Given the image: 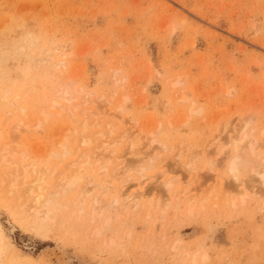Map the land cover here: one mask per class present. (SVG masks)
I'll use <instances>...</instances> for the list:
<instances>
[{"label":"rangeland","instance_id":"374dc122","mask_svg":"<svg viewBox=\"0 0 264 264\" xmlns=\"http://www.w3.org/2000/svg\"><path fill=\"white\" fill-rule=\"evenodd\" d=\"M27 36L69 45L68 71L63 74L41 65L30 69L33 65L28 62L34 55L25 60L22 57L28 51L18 49ZM114 69L119 70L116 75ZM0 71V107L8 94V100H20L24 109V113L10 111L14 116L6 119V111L0 108V123L6 120L1 128L8 131L15 119L25 118L21 122L32 128L24 140L29 159L36 157L38 165L49 169L60 159L53 152L62 128L84 116L79 109L71 116L54 114L35 128L41 119L37 114L49 113L45 95L50 101L64 84L83 88L94 101L91 107L102 111L107 102L112 100L115 109L125 98L123 107L113 110L117 120L133 121L138 147L143 144L152 151L143 160L144 172L136 166L139 174L133 169L124 176L132 180L126 190L137 193L140 181L155 189L134 210L129 204L122 207L123 198L122 206L98 204L96 216L101 215V221L95 216V227L102 232L93 234V226H77L72 223L74 216L69 217L72 210L77 211L72 204L75 190L54 196V212L39 227L30 221L33 213L11 209L10 198L0 188L4 244L0 264H264V190L251 172L264 171V0H0ZM176 79L180 84L172 87ZM182 90L191 99L176 105ZM189 105L198 113L186 124ZM247 118L254 153H244L235 173L238 187L230 189L226 185L234 181L226 169L236 155L230 138ZM153 130L156 143L161 144L149 146L140 138ZM68 143L74 152L64 163L85 150L79 148L77 134ZM49 148L52 152H47ZM186 161L194 172L189 176L181 165ZM110 163L107 168H114L116 162ZM102 174L96 178L107 182L108 175ZM164 180L172 182L168 196L156 190ZM183 188L185 199L180 193ZM117 189L101 191L106 203L118 196ZM159 194L162 206L155 209ZM189 196L194 199L190 204ZM202 197L207 199L199 204ZM47 208H40L41 219ZM84 211L88 213V207ZM160 213H164L162 219ZM193 252L197 262L190 263ZM201 252L206 253L203 263L199 262Z\"/></svg>","mask_w":264,"mask_h":264},{"label":"bare ground","instance_id":"6f19581e","mask_svg":"<svg viewBox=\"0 0 264 264\" xmlns=\"http://www.w3.org/2000/svg\"><path fill=\"white\" fill-rule=\"evenodd\" d=\"M19 48H20L22 53L24 50L28 51V54H25L22 57V58L25 57V60H26V58H30L29 57L30 54H33L35 56V57L33 56V58L31 57L30 61L28 62L29 66L33 65L30 69H33L34 67H36L38 65H41L42 68L59 69L60 71H63V72L68 71V65L66 63V59L68 56L72 55L69 52L70 51L69 45L60 44V43L54 42L53 40H50L48 43H45L42 40H40L39 38L27 36L21 40V43L18 46V49ZM118 72H119V70L114 69V72H112V73H114L116 75ZM63 74H65V72ZM116 83H118V82H116ZM29 84L31 85V82H29ZM179 84H180L179 79H176L171 83V86L174 87V86H177ZM13 86H14V84H13ZM5 90H4V92H5ZM19 91H21V90H19ZM7 92H9V91L7 90L6 93ZM20 93L22 94V92H20ZM224 93L229 94L228 91H226ZM18 95H19V93H18ZM18 95H16V96H18ZM12 96H15V95H12ZM7 97H8V94H5L4 97L1 99V107H0V108L4 109V111H6L5 112L6 113L5 114L6 119H7V117L11 118V116H14V115L10 116V113H11L10 111H12V110H16L17 113H24V109L19 104V102H21L20 100H18V102L16 103L15 99H9L8 100L9 97L8 98ZM51 98L52 99L49 101L47 95L44 96V102L43 103H44V105H46L47 108H49V113L45 114L44 112L40 111V113L37 114V117L39 115V117H41V119H39V118L37 119V117H36L37 126H35V128H39L41 125L44 124V122L50 120V118H52V115H54V114H57L56 116H60L62 114H66L68 112L69 114H67V115L71 116V114L73 115L74 112L79 109L78 113L79 114L81 113L82 116H84V117H82L83 120L80 119V120L76 121L75 123L71 122L68 124L69 126L67 125L65 127V129L62 128V130H63V131L61 130L62 135L55 142V146L57 147V149H55V152H53V155H54V157H56V159H57V157L60 158L56 163L57 166L55 165L56 167L53 166L51 169H49L48 165H45V164L44 165H41V164L38 165V163L36 161H34L36 159V157L34 160H30L29 159V153L24 147V140H25V136L27 134H29V132H30V130H32V128H30L29 125L21 122L25 118L24 119L22 118L23 120H21L19 122H17V119H15L16 120L15 124L11 125L8 128L9 129L8 131L6 129V131H7L6 132V131H4L5 129L3 130V128H1V127L5 126V123H3V122L6 121L4 116H3L2 118H4V121L2 120V124L0 123V188L4 192L3 194L7 195V196L5 195L6 198H8V200L10 198L11 205H12L11 209H14L15 211L17 210L18 213H21L22 211H24L25 215L33 213L31 216L32 219L30 221H32L33 223H35L39 227L40 226L44 227L47 219H48V221L50 219L48 216H51L49 213H51L53 211V208H54V196H55V198H57L56 196H58L59 193H66V192H69L71 190H75V192H76L75 201L72 204L74 207L76 206L77 211L74 212V210H72L70 212L69 217H71V215L74 216V220L73 221L70 220V221H72V223H76L77 226L84 225V226L89 227V228L93 226V228H91L92 233L98 234L100 232V234H101L102 228L100 231H98L97 230L98 228L95 227L96 226L95 224L97 221L96 217L99 216L98 214H97L98 216H96V210H98V207L96 209V206H98V204H99V206L100 205L103 206V204L105 203V207L107 206V208L114 206V205L122 206L121 201L123 198L124 200H123V206L122 207H124V206L126 207V206L130 205V207H131L130 209L134 210L139 205V202L142 199L150 197L153 194V192L155 191V189L153 188V185L149 186V185H146L145 182L140 181L138 183L139 191L137 193L129 194L128 193L129 191L127 192L126 188H128V186H129L128 184L132 180L129 177H127V178L124 177V176H126L127 173L130 174L129 172L132 171L133 169H134V174H135L138 171V170H135L136 166H138V169L139 168L141 169L139 171L144 172V170H143L144 167L142 166L143 160L150 157V154L152 151H150L148 148H147L148 150H146V148L144 149L145 145H143V144H142V147L141 146H140V148L138 147L137 140H134L136 137V136L134 137V133H135L134 131H136L134 128H135L136 124H134L133 121L125 120V121L119 122V120H117V116H119V115L117 114V116H116V114L113 112V110L121 109L123 107L122 102L125 101V98L121 97V98H123L124 101H122V99H121L120 100L121 104H118L119 106H117V108L115 107V109H113V107H112V104H111L112 100L110 101L108 99L107 101H110V102H107L108 105L106 104L107 105L106 108L102 111L99 106L93 107V108L91 107L94 104L93 103L94 101H92V100L90 101L89 94L88 93L86 94L83 88H80L79 90L75 89V88L73 89L68 84L61 85V87L57 90L56 95L54 94V97H51ZM190 99H191V96L189 98V93L186 94L182 90L180 96L177 98V100H175V104L178 105L179 103H182V102L185 103L188 100L190 101ZM75 101H77V102H75ZM192 104L193 103L190 102L191 106H192ZM89 105H90V107H88ZM190 105H189V108L187 109L188 110V113H187L188 115H186L187 118H186V120L183 121L186 124H187V122L191 121L189 119V117L193 116L194 112L198 113V111H194L195 109L193 110L192 109L193 106L191 107ZM198 110H200V108H198ZM14 113H15V111H14ZM79 114H78V117H80ZM106 115H107V118L105 119ZM16 118H18V117H16ZM28 118H30V117H28ZM71 118L72 117H70V119ZM54 119L55 118H53V120ZM71 121H73V118ZM183 122H181V123L184 124ZM241 122H242V126L236 131L234 136L230 138V144L232 146V150L236 154L235 156H233L228 161L227 169H226V170H228V171H226V172H228L227 174L230 173L228 177L229 178L232 177L231 179H233V181H234L233 184L228 183L226 185L230 189H232V188L236 189L238 187V184H236V183H238L239 181H238V178H236L235 173H237L238 163L241 160V158H243V155H245L244 153L246 151L250 155H253V153H254V147H253V145H254L253 141L254 140L247 135V133H251V132L247 131V127L250 124V119H248V118L242 119ZM182 124H180V125H182ZM186 124H184V126ZM133 129H134V131H132ZM69 131L72 132V134L70 133L71 136L68 134ZM142 132H143V129L140 128L139 133L141 134ZM154 133H156V131H154V132L148 131L145 135H142L144 137L141 136L142 139L140 137L139 138H140V140H144V142L147 141L149 146H152L153 143H156V138H155ZM76 134L78 135L79 148L83 147L86 151L85 150H84V152L82 151L81 152L82 155L81 156L78 155L77 159L70 161L69 163H64L63 160H65V157H67V156L69 157V155H72V153L74 152V151L73 152L71 151V149H73V148H71V146L69 145L68 142H69V139H73L76 136ZM69 136H70V138H69ZM215 139H217V138L215 137ZM71 142H70V144H71ZM211 143L213 144V142H211ZM211 143L208 144V146L212 145ZM95 144L97 145L96 147L94 146ZM156 144L158 145L161 143L158 142ZM139 145H141V144H139ZM183 145H185V144H183ZM214 145L215 144H213V146ZM162 146H157V148H160ZM226 146L221 147V150H223L224 148H227ZM91 147H93V149H91ZM50 148L47 152H52V150L50 151ZM75 148L77 149L78 147H75ZM75 148H74V150H75ZM164 148L165 147H163V149ZM77 150H76V152H77ZM185 150L187 152L186 148H185ZM87 151L92 152V153H90V155L92 154L90 156L91 159H89V155H87ZM183 154L184 153L182 152L181 155H183ZM189 155H191V154H189ZM48 157H50V156H47V158ZM174 157L176 158V155ZM193 157H195V156H193ZM44 158H46V157H44ZM71 160H72V157H71ZM192 160H190V161H192ZM111 161H113V163H114V161L116 162L114 165V168H112V169L107 168V165ZM187 163L184 164L182 162L181 165H182L183 171L186 173L187 176H189V175H191L190 171L192 168V164L191 163L187 164ZM189 164H191V168L189 167ZM86 165H87V167H89V166L90 167L88 169H86V167H85ZM149 165L150 164H148V166ZM193 170H195V169H193ZM251 172L256 177V179L254 178V180H258V182H257V183H259L258 188L263 191L264 190V171L259 173V172H255L252 169ZM251 172H250L249 176H252ZM100 173H104V174L108 175L109 179L107 182H104L102 179H100L98 177L96 178V175L98 176V175H100ZM139 173L140 172L136 173V175ZM191 173H194V172L191 171ZM104 174H102V175H104ZM163 174H161V176H163ZM102 178H104V177H102ZM122 178H123V181H121ZM106 179H107V177H106ZM251 179L253 180V177ZM174 183H175V181H174ZM157 186H159L156 189L158 191V193L160 192L163 194V196H166V195L168 196L170 191H171L170 188L172 186V182H171V180H164L163 182H160V184ZM116 188H118L117 189L118 196L117 195L113 196L112 200L108 199L110 201V203L109 204L106 203V200L104 198V193H102V192H106L107 190L112 191L113 189L116 190ZM225 189H227V188H225ZM128 190H130V189L128 188ZM227 190L229 191V189H227ZM98 191H100L99 193H101V194H98ZM113 192H116V191L113 190ZM173 192H175V194H176L177 191H174V189H173ZM209 192H208V194H210ZM213 192H215V190ZM180 193L183 196L182 198L185 199L184 197H185L186 190H184V188H183V190H181ZM175 194L173 193L174 196H176ZM181 194H180V196H181ZM224 194H225V190H224ZM230 194H229V196H230ZM4 195H3V197H4ZM207 197H205L203 199L201 198L200 199L201 201L199 202V204H201L202 202H205ZM241 197H242V195H241ZM160 198H161V195H160V197H158L156 199L157 200L156 204L155 205L153 204L154 205L153 207H155V209H157L159 206H162V203L160 205V200H161ZM182 198H181V200L183 201ZM2 199L5 200V198H2ZM147 200H148V198H147ZM147 200H145L146 203H147ZM191 200H194V199L191 198V196H189V199L186 202L189 203V202H191ZM233 200H229V201H233ZM176 201H177V199H176ZM59 202H60V200H59ZM240 202H244V200L240 201ZM127 204H129V205H127ZM141 204H142V202H141ZM232 204H233V202H232ZM46 205H49V208H47L45 210L44 218L42 217L43 219H41L39 210H40V208H44ZM87 207H88V211H89L88 213L84 211L85 209L87 210ZM63 208H64V206H63ZM187 208H189V207H187ZM191 208L192 207H190V210H191ZM70 209H71V207H70ZM190 210H188L189 211L188 215L191 214ZM99 211H97V212H99ZM173 211H175V210H173ZM17 212H16V214H17ZM100 213L101 212H99V214ZM16 214H15V217H16ZM160 214H161V216H159V217L162 219L163 218L162 214H164V213H160ZM185 214H187V213H185ZM83 215H85L84 217H86V218L82 219ZM145 216H147V215H145ZM180 217H181V215H180ZM189 217H190V215H189ZM61 218H62V216H61ZM146 218H149V217L147 216ZM107 220L109 222L110 219L107 218L105 221H107ZM100 221H101V217H100ZM65 223H66V221H65ZM54 224H55V221H54ZM98 227H100V225ZM35 229H37V228H35ZM2 238H3V236L0 234V259H1L2 251H3V247H4V244L2 243V241H3ZM175 241L177 243L180 242V240H175ZM176 242H174V243L176 244ZM110 243L113 244V241H110ZM174 243L171 246L172 249H173V246L175 245ZM197 252L195 250V253H197ZM195 253L193 255L189 254L191 256V257L189 256L190 257V263L197 262ZM205 255H206V253H202V252L200 253V256H199L200 257V259H199L200 263L207 261L205 259ZM203 264H206V263H203Z\"/></svg>","mask_w":264,"mask_h":264}]
</instances>
